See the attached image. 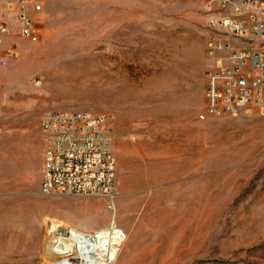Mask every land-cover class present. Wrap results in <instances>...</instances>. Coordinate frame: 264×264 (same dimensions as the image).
I'll return each mask as SVG.
<instances>
[{
	"label": "rangeland",
	"instance_id": "obj_1",
	"mask_svg": "<svg viewBox=\"0 0 264 264\" xmlns=\"http://www.w3.org/2000/svg\"><path fill=\"white\" fill-rule=\"evenodd\" d=\"M40 1L0 69V264H49L53 223L123 231L110 264H264V111H207L205 0ZM53 110L110 119L113 209L41 194Z\"/></svg>",
	"mask_w": 264,
	"mask_h": 264
},
{
	"label": "built area",
	"instance_id": "obj_2",
	"mask_svg": "<svg viewBox=\"0 0 264 264\" xmlns=\"http://www.w3.org/2000/svg\"><path fill=\"white\" fill-rule=\"evenodd\" d=\"M204 10L207 111H264V0H205ZM42 12L40 0H0V69L16 56V35L40 37L36 15ZM3 90L0 80V95ZM109 120L82 110L44 115L41 194L102 197L115 207L117 162Z\"/></svg>",
	"mask_w": 264,
	"mask_h": 264
},
{
	"label": "bare ground",
	"instance_id": "obj_3",
	"mask_svg": "<svg viewBox=\"0 0 264 264\" xmlns=\"http://www.w3.org/2000/svg\"><path fill=\"white\" fill-rule=\"evenodd\" d=\"M95 233L53 223L47 241L49 264L113 263L127 239L126 235L114 225Z\"/></svg>",
	"mask_w": 264,
	"mask_h": 264
},
{
	"label": "crops",
	"instance_id": "obj_4",
	"mask_svg": "<svg viewBox=\"0 0 264 264\" xmlns=\"http://www.w3.org/2000/svg\"><path fill=\"white\" fill-rule=\"evenodd\" d=\"M15 37H16V36H15ZM14 39H15V38H14ZM14 39H13V40H14Z\"/></svg>",
	"mask_w": 264,
	"mask_h": 264
}]
</instances>
